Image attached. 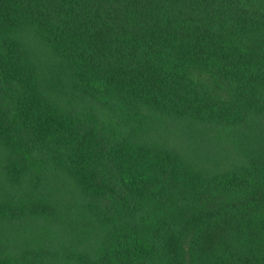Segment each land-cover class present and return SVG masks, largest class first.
Masks as SVG:
<instances>
[{"label":"trees","instance_id":"obj_1","mask_svg":"<svg viewBox=\"0 0 264 264\" xmlns=\"http://www.w3.org/2000/svg\"><path fill=\"white\" fill-rule=\"evenodd\" d=\"M0 264H264V0H0Z\"/></svg>","mask_w":264,"mask_h":264}]
</instances>
